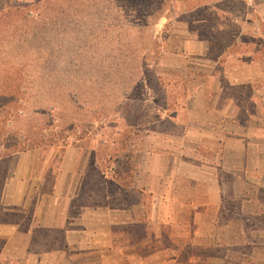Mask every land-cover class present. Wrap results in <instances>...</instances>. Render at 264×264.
Listing matches in <instances>:
<instances>
[{
	"label": "crops",
	"instance_id": "1",
	"mask_svg": "<svg viewBox=\"0 0 264 264\" xmlns=\"http://www.w3.org/2000/svg\"><path fill=\"white\" fill-rule=\"evenodd\" d=\"M247 1L252 53H225L217 70L203 41L183 45L212 63L176 74L187 93L179 135L152 125L157 135L130 136L104 163L96 148L66 145L55 165L45 147L5 155L0 135V219L27 216L24 229L0 220V264H153L163 253L173 264H264V0ZM160 65L163 55L153 75L163 80ZM116 159L130 169L122 183ZM39 230L62 245L32 249Z\"/></svg>",
	"mask_w": 264,
	"mask_h": 264
},
{
	"label": "trees",
	"instance_id": "2",
	"mask_svg": "<svg viewBox=\"0 0 264 264\" xmlns=\"http://www.w3.org/2000/svg\"><path fill=\"white\" fill-rule=\"evenodd\" d=\"M3 6L7 9L0 15V135L5 155L41 147L34 141L23 148L19 141L7 144L20 135L15 116L16 111L26 114L29 78L33 87L51 97L53 108L62 99L78 111L94 103L115 114L132 109L134 86L140 79L148 83L160 57L157 43L142 48L148 25L169 14L163 0H34L15 5L5 0ZM27 66L31 77L24 70ZM89 114L96 115L92 110ZM82 140L64 146L83 147ZM116 160L113 178L122 183L130 179V169L124 159Z\"/></svg>",
	"mask_w": 264,
	"mask_h": 264
},
{
	"label": "rangeland",
	"instance_id": "3",
	"mask_svg": "<svg viewBox=\"0 0 264 264\" xmlns=\"http://www.w3.org/2000/svg\"><path fill=\"white\" fill-rule=\"evenodd\" d=\"M4 1L0 0V15L7 9L3 6ZM33 1L10 0L14 5ZM160 1L155 0V3ZM163 3L164 9L169 10V14L168 16L162 14L159 19L153 18L148 25L147 43L142 48L155 47L154 42L157 43L156 51L160 56L163 55V65L160 67L169 69V72L167 75L160 76L164 77L163 80L153 75L148 83L144 79L139 80L140 82L134 86L133 93L136 99L133 100L132 109L124 110L127 112L126 117L123 111L120 110L118 114H115L110 111L111 108L104 110V107L98 103H94L92 108L78 111L68 101L60 99L55 101L58 105L53 108L51 97L41 92L36 85L33 87L32 79L29 78L30 86L26 90L29 95L25 96L27 98L23 108L26 114L16 111L15 116L16 126L14 127L20 135L10 137L7 144L19 141V146L23 148L26 147L28 141L30 143L34 141L47 149L45 157L53 159L55 165L65 144L83 139L86 145L92 149L96 148L101 153L104 163L108 157L115 159L119 155H124L128 148H126L127 139L130 136L157 135L152 132L147 134V130L152 125H157L160 131L179 135L180 126L186 121L187 112L182 106L187 93H183V83L176 78V74L180 70H188V66L196 67L195 63L198 67L208 68L212 63L208 60H213L218 70L225 58V53L231 52L232 55L252 53L258 47L257 44L254 45V40L251 38L254 35L253 2L247 0H163ZM239 35H241V40L238 42ZM191 40L203 41L208 60H194L188 50L183 48L186 41ZM174 53L177 55H173ZM28 68L31 67L27 66L24 70L31 77L33 73ZM200 73L205 74L204 71ZM91 110L96 113L94 117L89 114ZM100 111L104 112L100 114ZM136 119L142 120V127H131L127 124L128 121L133 123ZM139 143V139H135L134 147ZM87 183L93 187L96 183V172L91 173ZM8 213L11 214L4 218L10 222L20 223L23 229L26 227L27 216L12 211ZM61 245L62 235L57 231L52 238L45 231L39 230L32 239V249L59 248ZM144 250L145 248H142L141 254L148 253ZM172 254H161V261L158 263H156L158 258L155 257L152 260L153 264H173ZM179 263L184 264L183 257L179 258Z\"/></svg>",
	"mask_w": 264,
	"mask_h": 264
}]
</instances>
